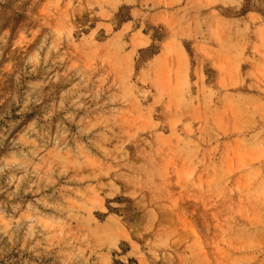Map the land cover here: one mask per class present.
Returning a JSON list of instances; mask_svg holds the SVG:
<instances>
[{"label": "rangeland", "instance_id": "obj_1", "mask_svg": "<svg viewBox=\"0 0 264 264\" xmlns=\"http://www.w3.org/2000/svg\"><path fill=\"white\" fill-rule=\"evenodd\" d=\"M0 264H264V0H0Z\"/></svg>", "mask_w": 264, "mask_h": 264}]
</instances>
